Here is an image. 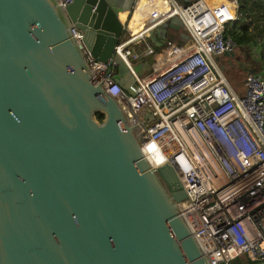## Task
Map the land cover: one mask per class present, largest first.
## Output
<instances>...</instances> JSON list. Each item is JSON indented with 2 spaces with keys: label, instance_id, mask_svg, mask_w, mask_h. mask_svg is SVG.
<instances>
[{
  "label": "water",
  "instance_id": "95a60500",
  "mask_svg": "<svg viewBox=\"0 0 264 264\" xmlns=\"http://www.w3.org/2000/svg\"><path fill=\"white\" fill-rule=\"evenodd\" d=\"M72 26L99 60L123 32L110 0H0V264H211L172 159L148 161Z\"/></svg>",
  "mask_w": 264,
  "mask_h": 264
},
{
  "label": "built area",
  "instance_id": "2783aa9c",
  "mask_svg": "<svg viewBox=\"0 0 264 264\" xmlns=\"http://www.w3.org/2000/svg\"><path fill=\"white\" fill-rule=\"evenodd\" d=\"M234 2L145 0L123 13L106 60L93 56L79 28L71 33L91 79L139 123L148 161L172 159L185 191L179 212L208 261L264 264V77L247 73L238 91L217 59L236 45L226 32L238 15ZM174 15L181 34L156 48L152 29ZM144 60L150 65L139 73ZM119 61L131 76L126 88L115 78Z\"/></svg>",
  "mask_w": 264,
  "mask_h": 264
},
{
  "label": "trees",
  "instance_id": "16d2710c",
  "mask_svg": "<svg viewBox=\"0 0 264 264\" xmlns=\"http://www.w3.org/2000/svg\"><path fill=\"white\" fill-rule=\"evenodd\" d=\"M236 1L238 3V15L236 19L227 26L226 32L236 45H250L251 42L260 41L259 43H261V45L258 52L260 60L263 63L260 73L264 77V0ZM240 66L242 69H248L244 65ZM247 73V71L239 72L242 85ZM96 117L102 120L103 115L97 112Z\"/></svg>",
  "mask_w": 264,
  "mask_h": 264
},
{
  "label": "crops",
  "instance_id": "0c3cea01",
  "mask_svg": "<svg viewBox=\"0 0 264 264\" xmlns=\"http://www.w3.org/2000/svg\"><path fill=\"white\" fill-rule=\"evenodd\" d=\"M145 1V0H134V2L132 0H110V3L112 4V6L114 7V9L117 11V12H122V13H125L127 10L131 9V7L133 6H137L139 3L143 4L142 2ZM181 1H186V0H181ZM209 3L213 4V3H216L220 0H207ZM231 3L234 2V0H227ZM234 5H235V2H234ZM159 25V24H158ZM157 25V26H158ZM155 26L152 31H151V34L149 35V41H151L156 48H160L162 46V44L164 43V41L166 39H170V38H175L177 36H179L182 32V25L179 23L178 20H173V21H170V23L168 24V26H166V35L162 36V29L160 27H157ZM183 36H186L188 37V33H183ZM234 51V50H233ZM256 53V52H255ZM253 54V53H252ZM252 54H250V51L248 54H246V62L244 63V65L248 68L247 70H249L248 72H261V68H262V61L260 60V57H258L257 61H254V57L252 56ZM259 54V52H258ZM224 58V61H221V66L223 67V65H233L236 61V59L238 58V56L240 55H236L233 53V54H229V55H225ZM219 56L217 59H218V62L221 60V57L223 56ZM235 58V60H233ZM238 62V60H237ZM144 66L143 67H139L140 70H144V69H147L148 68V62L147 60H144L143 62ZM251 69V70H250ZM118 70L121 71L122 73V78H124L125 80V83L128 87L129 83L131 82V77H130V74L129 72L124 68H121L119 67L118 65ZM238 91H241V89L239 88Z\"/></svg>",
  "mask_w": 264,
  "mask_h": 264
},
{
  "label": "rangeland",
  "instance_id": "374dc122",
  "mask_svg": "<svg viewBox=\"0 0 264 264\" xmlns=\"http://www.w3.org/2000/svg\"><path fill=\"white\" fill-rule=\"evenodd\" d=\"M260 41L257 40L255 42H251L250 45H235L234 47V51L233 53L235 54V56H238V58L235 60V58L233 60H235L236 62L231 66L229 65H223V71L225 73V75L227 76V78L229 79V81L231 82V84L233 85L234 88L238 89H242V82L240 81L239 78V72H244V71H249L246 68L242 69L240 66V63L243 62L245 63L246 61V54L249 53L252 54V56L255 58L254 61L258 62L257 59L259 57L258 51L260 48L261 43H259ZM256 52V53H255ZM229 55V54H228ZM225 56L223 55L221 57V60L219 61V64H221V61H224ZM238 60V62H237ZM251 70V69H250ZM249 73V72H248ZM243 79V78H242Z\"/></svg>",
  "mask_w": 264,
  "mask_h": 264
},
{
  "label": "bare ground",
  "instance_id": "6f19581e",
  "mask_svg": "<svg viewBox=\"0 0 264 264\" xmlns=\"http://www.w3.org/2000/svg\"><path fill=\"white\" fill-rule=\"evenodd\" d=\"M133 2H134V0H132ZM232 1V0H231ZM233 2V1H232ZM233 4H234V2H233ZM119 15H120V17L121 18H123L124 17V14L122 13V12H117ZM130 14V13H129ZM155 157H158V154H153Z\"/></svg>",
  "mask_w": 264,
  "mask_h": 264
},
{
  "label": "flooded vegetation",
  "instance_id": "af4514ba",
  "mask_svg": "<svg viewBox=\"0 0 264 264\" xmlns=\"http://www.w3.org/2000/svg\"><path fill=\"white\" fill-rule=\"evenodd\" d=\"M240 65H244V63H243V62H241V63H240ZM244 66H245V65H244Z\"/></svg>",
  "mask_w": 264,
  "mask_h": 264
}]
</instances>
